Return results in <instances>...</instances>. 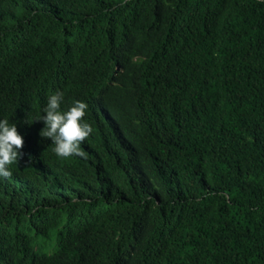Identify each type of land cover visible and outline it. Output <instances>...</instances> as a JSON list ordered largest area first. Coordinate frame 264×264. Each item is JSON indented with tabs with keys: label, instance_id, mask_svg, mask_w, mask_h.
Listing matches in <instances>:
<instances>
[{
	"label": "trees",
	"instance_id": "trees-1",
	"mask_svg": "<svg viewBox=\"0 0 264 264\" xmlns=\"http://www.w3.org/2000/svg\"><path fill=\"white\" fill-rule=\"evenodd\" d=\"M0 119V264H264V0H0Z\"/></svg>",
	"mask_w": 264,
	"mask_h": 264
},
{
	"label": "clouds",
	"instance_id": "clouds-1",
	"mask_svg": "<svg viewBox=\"0 0 264 264\" xmlns=\"http://www.w3.org/2000/svg\"><path fill=\"white\" fill-rule=\"evenodd\" d=\"M62 99L63 93L59 90L47 96L42 113L35 119L43 122L39 135L50 139L52 151L57 157L82 156L80 142L91 131L89 123L82 119L87 104L76 100L62 110ZM22 143L23 138L18 134L16 124L0 119V177L10 175L8 166L20 158Z\"/></svg>",
	"mask_w": 264,
	"mask_h": 264
}]
</instances>
